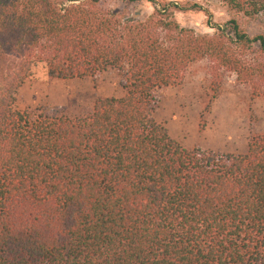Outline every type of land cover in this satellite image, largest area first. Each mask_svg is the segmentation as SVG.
Returning a JSON list of instances; mask_svg holds the SVG:
<instances>
[{
	"label": "trees",
	"instance_id": "1",
	"mask_svg": "<svg viewBox=\"0 0 264 264\" xmlns=\"http://www.w3.org/2000/svg\"><path fill=\"white\" fill-rule=\"evenodd\" d=\"M107 1L0 0V264H264V132L218 153L183 147L154 117V91L202 59L213 98L226 71L264 96V36L234 18L196 33L173 2L138 19ZM35 62L60 80L114 68L124 93L86 116L33 117L14 103Z\"/></svg>",
	"mask_w": 264,
	"mask_h": 264
},
{
	"label": "rangeland",
	"instance_id": "2",
	"mask_svg": "<svg viewBox=\"0 0 264 264\" xmlns=\"http://www.w3.org/2000/svg\"><path fill=\"white\" fill-rule=\"evenodd\" d=\"M110 1H107L110 6L124 9L128 16L139 12L138 19L151 15L162 1L173 2L184 7L180 11L173 10L174 19L196 33L212 34L216 26L234 18L249 35L264 36V12L247 17L229 9L222 0H137L130 4ZM194 4L200 9H191ZM30 71V76L16 91L14 108L33 117L39 112L48 116H86L92 112L97 98L120 97L124 93L122 77L114 68L94 77L69 80L49 77L44 62L33 63ZM212 75L208 59L191 63L180 83L154 91L157 100L154 117L167 128L169 136L185 148L245 153L249 136L264 132V96H252L249 84L238 81L235 73L226 71L219 93L213 98ZM210 101V109L206 111L204 107Z\"/></svg>",
	"mask_w": 264,
	"mask_h": 264
}]
</instances>
